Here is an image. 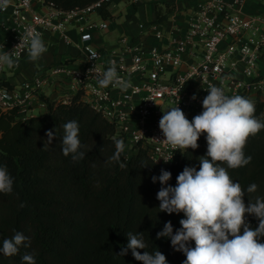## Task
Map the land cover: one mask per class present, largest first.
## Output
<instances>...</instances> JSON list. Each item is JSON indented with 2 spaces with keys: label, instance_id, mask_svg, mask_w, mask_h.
<instances>
[{
  "label": "built area",
  "instance_id": "1",
  "mask_svg": "<svg viewBox=\"0 0 264 264\" xmlns=\"http://www.w3.org/2000/svg\"><path fill=\"white\" fill-rule=\"evenodd\" d=\"M158 1L96 0L65 9L48 0H11L8 9L0 11V53L13 51L32 30L42 39L58 35L66 46L78 49L81 61L76 64L70 56L41 66L20 84L1 87L0 111L22 120L41 118L48 104L78 100L114 127V138L125 142L126 161L144 152L155 164L172 166L183 162L190 148L174 150L158 141L164 139L159 128L163 111L178 105L191 121L203 111L211 85L255 105L264 103V13L245 14L247 0H196L178 12L181 23L140 21L137 33H120L112 47L101 46L104 35ZM93 52L96 59L90 60ZM26 56L27 45L16 48L18 63L11 69L0 65V81H6L8 73H19ZM112 62L126 89L98 84L97 76Z\"/></svg>",
  "mask_w": 264,
  "mask_h": 264
},
{
  "label": "trees",
  "instance_id": "2",
  "mask_svg": "<svg viewBox=\"0 0 264 264\" xmlns=\"http://www.w3.org/2000/svg\"><path fill=\"white\" fill-rule=\"evenodd\" d=\"M69 9L85 6L96 0H48ZM9 87L0 81L1 87ZM255 115L264 120V103L255 105ZM75 120L79 125L80 149L85 157L75 162L61 149L63 125ZM54 138L48 145L46 132ZM115 129L88 104L75 100L70 105L48 104L44 117L17 119L15 113L0 111V166L14 178L13 192L0 193V248L3 240L16 232L28 237V247L21 246L12 257L0 252V264H24V254H32L36 264H142L131 250L120 256L128 243L127 233H142L147 245L141 253L162 252L168 264H183L182 252L175 251L168 238L156 239L164 224L171 221L174 232L181 227L183 213L159 212L156 194L161 185L152 182L161 169L170 171L171 186L187 167L199 170V157L206 155V134L199 147L187 152L178 165L155 164L140 152L120 163L111 161L115 152ZM46 145V146H45ZM251 162L237 169L225 167L233 181L245 190V204L264 194L247 193L255 183L264 188V130L249 137L244 149ZM147 165V166H145ZM145 166V167H143ZM23 205V207H21ZM247 220L255 228L251 221ZM264 243V237L260 241ZM194 247L195 243L191 242Z\"/></svg>",
  "mask_w": 264,
  "mask_h": 264
},
{
  "label": "clouds",
  "instance_id": "3",
  "mask_svg": "<svg viewBox=\"0 0 264 264\" xmlns=\"http://www.w3.org/2000/svg\"><path fill=\"white\" fill-rule=\"evenodd\" d=\"M10 4L11 0H0V11H6ZM24 45H27L28 58L32 62L39 61L48 51L41 35L28 30L13 51L0 53V65L9 69L15 67L18 63L14 58L15 49ZM95 59L96 53L93 52L90 60ZM97 82L104 88L109 85L122 89L128 87L118 76L115 62L97 76ZM207 91L208 95L202 101L203 111L191 121L178 105L163 111L159 120L164 139L156 140L174 150H195L199 147L200 136L206 134L207 152L199 157V170L186 166L176 177L174 187L169 184L172 178L170 171L161 169L159 176L151 177L153 183L159 181L161 185L156 194L160 202L159 212L184 215L179 221V229L174 232L171 221H168L157 233L156 239H170L173 249L185 255L183 264H264V243L259 242L264 237V198L257 197L254 202L249 200L245 204V190L218 163L226 162L229 169L247 166L252 157L246 156L244 149L249 137L264 130V120L255 115L253 100L241 95L229 96L222 87L215 85L209 86ZM192 99H197L195 94ZM46 136L49 145L54 138L53 131H47ZM114 143L115 152L110 159L124 168L126 164L120 163V159L125 151V142L114 138ZM82 147L78 122L72 120L65 123L62 154H71L72 160L78 162L85 157L80 150ZM171 159L163 160L167 163ZM13 184L14 178L7 168L0 166V193H12ZM257 187L255 183L251 184L247 193L255 192ZM248 216L258 220L257 227L250 225ZM127 237L128 243L122 248L120 256L131 250L134 259L142 264H168L166 256L160 251H144L143 254L139 251L147 247L142 233L129 232ZM27 242L28 237L16 232L10 239L3 240L0 252L4 256H15L21 246H29ZM191 242L195 243L194 247ZM22 261L24 264H36L32 254H24Z\"/></svg>",
  "mask_w": 264,
  "mask_h": 264
},
{
  "label": "crops",
  "instance_id": "4",
  "mask_svg": "<svg viewBox=\"0 0 264 264\" xmlns=\"http://www.w3.org/2000/svg\"><path fill=\"white\" fill-rule=\"evenodd\" d=\"M195 1L196 0H159L155 4L142 7L138 9V13L132 21L124 22L125 18H122L120 22H124L123 24L114 32L111 31L104 35L103 40L100 42L103 44L101 46L112 47L120 33H137V23L140 21L156 20L159 18L166 22V26H171L173 23H181L182 20L178 16V12L183 8L192 6ZM128 12H133L132 8L129 7ZM244 13L247 15L264 13V0H247L244 5ZM72 38L76 43L79 41L76 34H72ZM43 41L48 51L36 62L30 61L28 56H26L22 61L21 71L19 73L7 74L6 81L9 85L20 84L24 80L32 77L41 66H48L68 60L70 56L76 64L81 61L78 49L66 46L58 35L46 34ZM100 43H98V45Z\"/></svg>",
  "mask_w": 264,
  "mask_h": 264
},
{
  "label": "rangeland",
  "instance_id": "5",
  "mask_svg": "<svg viewBox=\"0 0 264 264\" xmlns=\"http://www.w3.org/2000/svg\"><path fill=\"white\" fill-rule=\"evenodd\" d=\"M260 193V194H264V188H262V189H257L256 190V193ZM254 195V197H250L249 198V200H252V199H254L256 196H257V194H253ZM251 220H253V221H251L254 225H256V224H258V220L256 219V218H252ZM255 227H257V226H255Z\"/></svg>",
  "mask_w": 264,
  "mask_h": 264
}]
</instances>
